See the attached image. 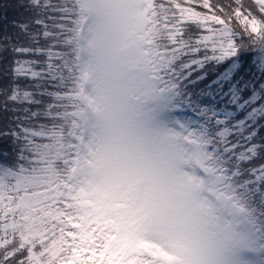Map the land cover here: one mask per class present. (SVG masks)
I'll return each instance as SVG.
<instances>
[{
  "label": "snow or ice",
  "instance_id": "snow-or-ice-1",
  "mask_svg": "<svg viewBox=\"0 0 264 264\" xmlns=\"http://www.w3.org/2000/svg\"><path fill=\"white\" fill-rule=\"evenodd\" d=\"M77 9L78 107L59 143L0 180V264H264V189L214 183L195 141L144 107L189 32L212 59L264 49V0Z\"/></svg>",
  "mask_w": 264,
  "mask_h": 264
},
{
  "label": "trees",
  "instance_id": "trees-1",
  "mask_svg": "<svg viewBox=\"0 0 264 264\" xmlns=\"http://www.w3.org/2000/svg\"><path fill=\"white\" fill-rule=\"evenodd\" d=\"M78 2L0 0L1 180L22 175L71 127ZM196 49L189 32L154 82L171 110L196 116L184 134L205 145L222 184L264 189V49L225 59Z\"/></svg>",
  "mask_w": 264,
  "mask_h": 264
},
{
  "label": "rangeland",
  "instance_id": "rangeland-1",
  "mask_svg": "<svg viewBox=\"0 0 264 264\" xmlns=\"http://www.w3.org/2000/svg\"><path fill=\"white\" fill-rule=\"evenodd\" d=\"M156 79L152 81V91L151 94L145 101V110L150 118L151 123L161 129L167 130L169 132H174L178 135H184L185 129L190 125L191 122L196 121L195 117H188L187 114H182L181 111L171 110L172 102L171 98L162 94V91L155 84ZM195 141V140H193ZM191 150L197 157L207 160V148L204 144L195 141V144H189L186 146V150ZM213 169L214 173V183L222 184L225 177L217 169ZM1 180V179H0Z\"/></svg>",
  "mask_w": 264,
  "mask_h": 264
}]
</instances>
